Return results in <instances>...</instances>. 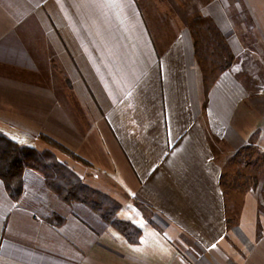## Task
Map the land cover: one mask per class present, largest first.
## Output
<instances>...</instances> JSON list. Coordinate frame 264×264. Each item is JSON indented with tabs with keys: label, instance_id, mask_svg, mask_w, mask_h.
Returning <instances> with one entry per match:
<instances>
[{
	"label": "crops",
	"instance_id": "0c3cea01",
	"mask_svg": "<svg viewBox=\"0 0 264 264\" xmlns=\"http://www.w3.org/2000/svg\"><path fill=\"white\" fill-rule=\"evenodd\" d=\"M194 15L233 56L206 95ZM0 134L52 152L140 231L26 168L17 198L0 179V264H264V164L222 180L247 145L264 154V0H0Z\"/></svg>",
	"mask_w": 264,
	"mask_h": 264
},
{
	"label": "trees",
	"instance_id": "16d2710c",
	"mask_svg": "<svg viewBox=\"0 0 264 264\" xmlns=\"http://www.w3.org/2000/svg\"><path fill=\"white\" fill-rule=\"evenodd\" d=\"M189 29L193 36L196 61H201L203 64L201 82L206 95L218 77L230 67L233 56L222 31L210 17L192 16ZM39 137L57 150L87 163L53 138L43 134ZM26 168L42 173L46 185L63 201H76L88 205L100 219L116 228L130 241L138 239L139 229L129 221L121 220L116 216L118 203L106 194L83 184L81 179L52 152L38 151L32 146L19 145L0 134V179L12 198H17L21 193L22 175Z\"/></svg>",
	"mask_w": 264,
	"mask_h": 264
},
{
	"label": "rangeland",
	"instance_id": "374dc122",
	"mask_svg": "<svg viewBox=\"0 0 264 264\" xmlns=\"http://www.w3.org/2000/svg\"><path fill=\"white\" fill-rule=\"evenodd\" d=\"M223 1L225 2V0H223ZM197 64H198V70H199V75H200V79H201V74H202L201 71L203 69V64L201 61L197 62ZM260 79H261V77H260ZM202 89H203V85H202ZM233 158H234V160L232 162L233 170L231 172L225 173V175H223V178H222L225 185L228 183H232L233 187L236 184L238 186H240V184L243 181L246 182L248 185L250 183H252L253 176H255L254 175L255 173H248V172H255V170L251 169L252 166L264 164V154L260 153L256 149L252 148L251 144L247 145L242 150L235 153ZM237 161L240 162L238 165H236ZM242 190L245 192L247 190V188H245V189L238 188L237 190L233 191V195L235 197L240 196V193L242 192ZM89 209L92 210L91 208H89Z\"/></svg>",
	"mask_w": 264,
	"mask_h": 264
},
{
	"label": "snow or ice",
	"instance_id": "6c2138e0",
	"mask_svg": "<svg viewBox=\"0 0 264 264\" xmlns=\"http://www.w3.org/2000/svg\"><path fill=\"white\" fill-rule=\"evenodd\" d=\"M213 247H215V245Z\"/></svg>",
	"mask_w": 264,
	"mask_h": 264
}]
</instances>
